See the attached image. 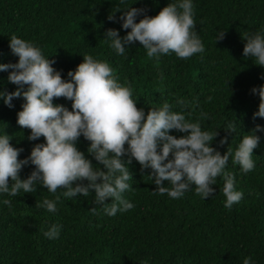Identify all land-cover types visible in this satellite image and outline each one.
Instances as JSON below:
<instances>
[{"label": "trees", "instance_id": "1", "mask_svg": "<svg viewBox=\"0 0 264 264\" xmlns=\"http://www.w3.org/2000/svg\"><path fill=\"white\" fill-rule=\"evenodd\" d=\"M176 2L0 0V64L18 62L9 48L13 34L35 43L45 58L55 60L53 67L65 81L84 55L106 60L118 82L131 85L137 107L146 114L167 101L173 112L184 114L191 122L199 120L202 130L218 132L212 147L221 155L231 151L224 171L234 176L235 190L243 192L242 199L230 209L224 206L222 174L213 185L215 194L206 199L195 193V186L178 199L154 193L156 185L148 176L151 170L141 171L134 159L128 165L130 189L122 194L134 207L114 216L95 203L94 191L68 198L64 189L53 194L37 182L31 193H0V264H243L247 257L252 264H264V131L255 133L260 137L253 150L255 168L245 173L233 162L243 137L256 125L264 128V118L253 119L260 99L252 92L264 86V67L254 57L243 56L244 34L264 33V0H191L193 30L205 51L187 59L174 52L158 60L149 58L139 42L127 45L124 55H118L110 47L111 41L106 42L108 29L117 30L121 37L130 31L122 28L119 18L123 11L142 8L146 15L155 16L168 3ZM111 15L115 22L109 20ZM142 18L138 16L135 22ZM224 32V38L217 41ZM8 75L0 72V91L16 90ZM23 103L22 98L14 99V107L9 108L0 99V135L7 133L12 146L23 149L21 160L30 156L35 144L45 142L43 137L29 141L30 130L17 124ZM54 103L71 110L72 102L65 98H56ZM229 125H235V132ZM170 134L177 138L186 135L174 130ZM224 138L227 143L221 146ZM89 146L81 136L78 149L103 170L88 154ZM33 170L30 164L23 167L20 178L26 179ZM164 186L171 187L167 181ZM56 196L60 199L55 213L36 207L45 198L55 200ZM5 199L11 200V208L3 203ZM54 224L61 226L59 238L49 239L44 232Z\"/></svg>", "mask_w": 264, "mask_h": 264}, {"label": "clouds", "instance_id": "2", "mask_svg": "<svg viewBox=\"0 0 264 264\" xmlns=\"http://www.w3.org/2000/svg\"><path fill=\"white\" fill-rule=\"evenodd\" d=\"M141 15L143 18L135 22ZM119 19L122 28L130 31L123 37L115 29L105 33L106 42L111 41L110 47L118 55H124L126 46L135 42H139L149 58L157 60L172 52L187 59L205 51L193 30L196 25L191 0L168 3L155 16L146 15L145 9L131 7L123 11ZM109 20L115 22L114 16H109ZM224 35L225 32L221 33L217 41ZM243 39L246 41L243 56L254 57L256 63L264 67V33H245ZM9 48L18 62L0 64V72H9L8 81L17 87L13 92L0 91V99L12 108V101L22 98L24 103L17 113V124L30 130L29 141L43 137L45 142L35 144L30 156L21 160L18 157L23 149L13 147L7 133L0 135V193L10 196L18 195L21 190L31 193L36 191L37 182L53 194L58 188L64 189L63 194L68 198L87 196L94 191L95 203L101 205L107 215L114 216L117 211L134 207L122 195L130 189L128 181L132 173L128 165L134 159L141 171L151 170L148 176L156 185L154 193L178 199L195 186V193L206 199L215 194L213 185L222 174L224 206L230 209L242 199L243 192L235 190L234 176L224 171L231 151L221 155L212 147L218 132L202 130L199 120L191 122L184 114L173 112L167 101L160 107L150 108L146 114L143 108L137 107L131 85L127 81L118 82L106 60L84 55L75 71L67 73L70 80L65 81L61 72L53 67L55 60L45 58L35 43L13 34ZM252 92L258 93L260 99L253 119L264 118V86L253 88ZM56 98L71 101V110L55 104ZM178 103L183 105L184 101ZM202 117L206 119L207 114ZM229 128L235 132V125ZM173 130L186 135L177 138L170 134ZM260 131L264 128L256 125L235 151L233 162L245 173L255 168L253 150L260 143L255 133ZM81 136L90 142L88 154L103 166V170L95 167L78 149ZM225 143L227 138L220 141L221 146ZM29 164L34 170L26 179H21V170ZM165 181L171 187H165ZM59 199V196L55 200L45 198L36 207L55 213ZM109 199L112 202L105 203ZM3 203L11 208V200L5 199ZM91 211L95 213L96 208ZM60 227L54 224L44 235L57 239ZM243 264H252L251 257L245 258Z\"/></svg>", "mask_w": 264, "mask_h": 264}]
</instances>
